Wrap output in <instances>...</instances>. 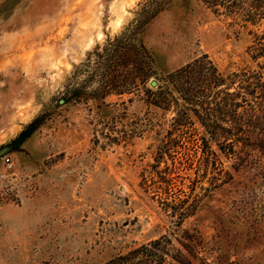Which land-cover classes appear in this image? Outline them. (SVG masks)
<instances>
[{
    "label": "rangeland",
    "instance_id": "1",
    "mask_svg": "<svg viewBox=\"0 0 264 264\" xmlns=\"http://www.w3.org/2000/svg\"><path fill=\"white\" fill-rule=\"evenodd\" d=\"M14 142L0 264H264V0H0Z\"/></svg>",
    "mask_w": 264,
    "mask_h": 264
},
{
    "label": "water",
    "instance_id": "2",
    "mask_svg": "<svg viewBox=\"0 0 264 264\" xmlns=\"http://www.w3.org/2000/svg\"><path fill=\"white\" fill-rule=\"evenodd\" d=\"M154 85H155V84H154ZM25 137H26V135L23 134V135H21V137H20L19 140L21 141V140L24 139ZM14 146H15V142L12 143V144H10V145H8V146H5V147L1 148V149H0V158H1L3 155H5L6 153L10 152V150H11Z\"/></svg>",
    "mask_w": 264,
    "mask_h": 264
},
{
    "label": "built area",
    "instance_id": "3",
    "mask_svg": "<svg viewBox=\"0 0 264 264\" xmlns=\"http://www.w3.org/2000/svg\"><path fill=\"white\" fill-rule=\"evenodd\" d=\"M3 164L5 166V170L10 171L13 168L12 162L10 161L9 158L5 157L3 160ZM3 192L0 190V200L3 199Z\"/></svg>",
    "mask_w": 264,
    "mask_h": 264
},
{
    "label": "trees",
    "instance_id": "4",
    "mask_svg": "<svg viewBox=\"0 0 264 264\" xmlns=\"http://www.w3.org/2000/svg\"><path fill=\"white\" fill-rule=\"evenodd\" d=\"M36 127V120L29 125L28 130H33ZM23 135V134H22ZM26 135V134H25ZM21 137V136H20ZM20 139V138H19ZM15 150V147L11 151ZM10 151V152H11Z\"/></svg>",
    "mask_w": 264,
    "mask_h": 264
}]
</instances>
